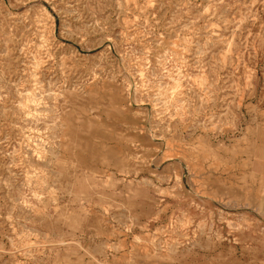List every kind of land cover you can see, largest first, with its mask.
<instances>
[{"label":"rangeland","instance_id":"rangeland-1","mask_svg":"<svg viewBox=\"0 0 264 264\" xmlns=\"http://www.w3.org/2000/svg\"><path fill=\"white\" fill-rule=\"evenodd\" d=\"M264 0H0V264H264Z\"/></svg>","mask_w":264,"mask_h":264},{"label":"crops","instance_id":"crops-1","mask_svg":"<svg viewBox=\"0 0 264 264\" xmlns=\"http://www.w3.org/2000/svg\"><path fill=\"white\" fill-rule=\"evenodd\" d=\"M252 126L257 128L253 137L251 162L254 170L259 171L264 177V124Z\"/></svg>","mask_w":264,"mask_h":264}]
</instances>
